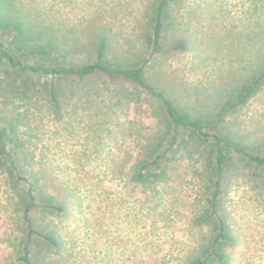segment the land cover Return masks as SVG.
I'll list each match as a JSON object with an SVG mask.
<instances>
[{
    "label": "rangeland",
    "instance_id": "rangeland-1",
    "mask_svg": "<svg viewBox=\"0 0 264 264\" xmlns=\"http://www.w3.org/2000/svg\"><path fill=\"white\" fill-rule=\"evenodd\" d=\"M161 1L0 0V42L23 64L83 65L105 36L111 60L144 66L206 132L264 155V79L238 103L264 73V0H168L155 47L147 16ZM1 62L0 264H264V172L241 154L214 211L217 171L198 136L150 164L167 128L145 89Z\"/></svg>",
    "mask_w": 264,
    "mask_h": 264
},
{
    "label": "trees",
    "instance_id": "trees-1",
    "mask_svg": "<svg viewBox=\"0 0 264 264\" xmlns=\"http://www.w3.org/2000/svg\"><path fill=\"white\" fill-rule=\"evenodd\" d=\"M167 3L168 0H162L156 10L153 11V14L150 13L147 16L150 20V26L152 25L153 28V38H151L148 34L147 40L151 41V39H154L155 47H157L161 41L163 31L162 16L163 13L164 15L166 14L165 9L167 8ZM17 28L18 30H20L19 35H23V31L27 29V26L23 25L22 22H19L17 24ZM186 46V42H182L179 47L185 48ZM4 49V44L0 42V65L2 64L1 59L7 58L12 65L16 67L20 66L24 70H32L33 72L44 75L45 77L74 75L79 77L80 79H84L96 74H105L110 79L120 78L123 80H129L145 89L152 97L160 101L162 110L164 112V119L167 128L166 131L160 132L162 135L160 144L150 148V153L154 156L153 161L150 164L158 165L161 161L168 160L171 154H176L178 151H180L182 133L190 132L191 134H195L196 136H198V138H200L203 143H206L209 147L212 148V160L215 163L217 171L216 191L214 193L212 202L214 211H216L217 209V202L218 196L220 194L223 173L226 167H228L229 163L231 162L233 155L232 153L241 154L246 160L252 163V166L254 168L264 172V155H255L251 152H248L245 147H241V145L230 135H219L206 132V128L208 127L204 125V123H202L203 121L200 118H193L186 108L181 107L177 102L167 96L164 91L159 90L151 83V81L145 74L144 66H140L131 61L126 62V64H122L120 62L111 60L108 57L109 49H111V42L105 36L102 37L99 41L96 61L94 63H87L83 65L64 64L63 66H51L46 65L45 61H41L38 65L31 66L28 64H23L21 60L14 59ZM40 52L45 58V55H47L49 52L47 43L45 46L40 47ZM263 79L264 73L254 81V84L247 90L246 95L238 103L244 104L252 94V92L255 91L257 87H259ZM50 95L53 97V99H55L56 89L53 86H51ZM237 104H234L232 106H235ZM6 140V132L0 130L1 155L6 152ZM8 140L10 142V139ZM166 144L167 146L164 148V150H161L162 147H164ZM8 155L9 159L12 160V155L10 153H8ZM149 172L150 171L148 170L147 174L148 179L150 180L152 174H149ZM30 194L32 195V192H30ZM31 205V203L28 204V207H30ZM223 232L224 229L221 230L220 237L223 236ZM23 260L26 261L27 264H31L26 256L23 258ZM191 264L206 263H199V261L196 262L194 259L191 261Z\"/></svg>",
    "mask_w": 264,
    "mask_h": 264
}]
</instances>
